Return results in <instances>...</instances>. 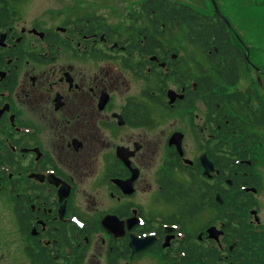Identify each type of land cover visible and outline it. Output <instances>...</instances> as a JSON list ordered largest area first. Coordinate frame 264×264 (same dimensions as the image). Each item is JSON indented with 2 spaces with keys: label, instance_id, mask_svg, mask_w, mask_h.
<instances>
[{
  "label": "flooded vegetation",
  "instance_id": "obj_1",
  "mask_svg": "<svg viewBox=\"0 0 264 264\" xmlns=\"http://www.w3.org/2000/svg\"><path fill=\"white\" fill-rule=\"evenodd\" d=\"M56 3L0 0V264H249L224 193L253 195L264 235L258 0Z\"/></svg>",
  "mask_w": 264,
  "mask_h": 264
},
{
  "label": "trees",
  "instance_id": "obj_2",
  "mask_svg": "<svg viewBox=\"0 0 264 264\" xmlns=\"http://www.w3.org/2000/svg\"><path fill=\"white\" fill-rule=\"evenodd\" d=\"M164 7H166V4L163 3V8ZM173 12H176V14L178 15V24L182 23L191 26V22L189 21L190 16L192 19V29L196 32V34H198L200 38L206 36V33L212 36V33L215 32L219 40L227 39L228 34L226 33L224 24L207 22L202 18H197L196 13L191 14V12H187L185 8H177V10H173ZM230 44L223 45V43H218L219 50H214L213 54L221 55L222 57H225L226 60L234 61L237 54H232L230 52L231 49H234L232 47L234 45L231 42ZM238 134H240V136L238 135L237 137H235V139L233 140L232 147L235 148L236 145L241 142L238 141L241 138L242 142H246L249 145V143L251 142L250 135L247 134L245 136V133L243 131H240ZM227 164L228 157H226V165ZM224 198L226 207V226H240L241 228V232L243 235V237H241V244L243 246V256L247 257V260H243V262L249 264H264V235H257L255 238V236L248 235L249 231H247V229L245 228V226H253L248 221L250 217L249 208L255 205V203H253V195L252 197L249 196L248 193L244 190L237 193L236 195H231L230 191L227 190L224 193ZM245 234H247V236H245ZM251 234L253 235V233ZM245 250L248 253L245 254Z\"/></svg>",
  "mask_w": 264,
  "mask_h": 264
},
{
  "label": "rangeland",
  "instance_id": "obj_3",
  "mask_svg": "<svg viewBox=\"0 0 264 264\" xmlns=\"http://www.w3.org/2000/svg\"><path fill=\"white\" fill-rule=\"evenodd\" d=\"M32 1H34V3H38V4L42 3L44 5H52V4L56 5L57 4L56 2H60L59 3L60 6H62V7L65 6L66 10L67 9L73 10L72 11L73 14H75V13L77 14V13H81L83 11H86L87 9H90V7H88V5L92 6V4H93V0H32ZM229 2H230L229 4H226L227 9H229L231 11H236L235 17L233 20L235 22V19L239 15L237 13V11H238L237 4H234L232 1H229ZM258 2H259L258 6H256V8L251 9L253 12L252 15L255 16L254 24H256V25L254 27H252L250 39L256 41V45H257L256 61H258L264 67V0H258ZM247 10H250V9L247 7ZM248 14H250V13L248 12ZM245 36L248 37L249 34L247 33ZM262 78L264 81V75L262 76ZM262 94L264 95V90L262 91ZM262 132H263V130L261 131V133ZM262 165H264V160H263ZM255 198H256V200H258L260 202V207H259V212H258L259 218H260L259 223H261V225L264 226V188L255 196ZM5 212H7V209L5 208V206L0 201V213H1V215L4 214ZM254 221H255L254 223L256 224L257 221L255 220V218H254ZM257 224H258V222H257Z\"/></svg>",
  "mask_w": 264,
  "mask_h": 264
},
{
  "label": "water",
  "instance_id": "obj_4",
  "mask_svg": "<svg viewBox=\"0 0 264 264\" xmlns=\"http://www.w3.org/2000/svg\"><path fill=\"white\" fill-rule=\"evenodd\" d=\"M215 6H216V8H217V10L219 11V9H218V7H217V5L215 4ZM220 12V11H219ZM227 22H229L228 20H227ZM231 25V24H230ZM205 164H206V173H210V171L211 170H213V164L210 162V161H208V160H206L205 161ZM251 189V188H250ZM254 191H257L255 188H252ZM222 197L219 195V201L220 202H222ZM251 213L255 216V220L259 223L260 222V218H259V216H258V212H257V210L256 209H254V210H252L251 211ZM216 231V229H214V228H211L210 229V232L211 233H213V232H215Z\"/></svg>",
  "mask_w": 264,
  "mask_h": 264
}]
</instances>
